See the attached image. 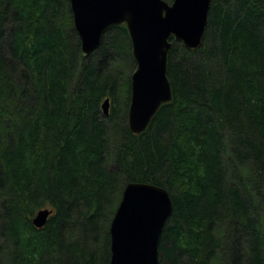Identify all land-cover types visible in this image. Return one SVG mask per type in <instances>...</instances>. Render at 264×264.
<instances>
[{"label":"trees","instance_id":"obj_1","mask_svg":"<svg viewBox=\"0 0 264 264\" xmlns=\"http://www.w3.org/2000/svg\"><path fill=\"white\" fill-rule=\"evenodd\" d=\"M81 46L70 0H0V264H109L132 181L172 199L159 264H264V0H212L202 46L173 39L139 135L126 25Z\"/></svg>","mask_w":264,"mask_h":264},{"label":"water","instance_id":"obj_2","mask_svg":"<svg viewBox=\"0 0 264 264\" xmlns=\"http://www.w3.org/2000/svg\"><path fill=\"white\" fill-rule=\"evenodd\" d=\"M212 0H70L82 54L91 55L107 29L126 25L136 67L131 79L129 128L146 131L162 104L173 99L168 56L173 39L196 50L203 44ZM109 114L110 99L103 102ZM173 212L169 191L157 184L129 182L110 225L109 264H159L158 244ZM52 209L36 212L37 227L46 224Z\"/></svg>","mask_w":264,"mask_h":264},{"label":"rangeland","instance_id":"obj_3","mask_svg":"<svg viewBox=\"0 0 264 264\" xmlns=\"http://www.w3.org/2000/svg\"><path fill=\"white\" fill-rule=\"evenodd\" d=\"M170 1V0H169ZM0 128H1V126H0ZM1 135V134H0Z\"/></svg>","mask_w":264,"mask_h":264}]
</instances>
